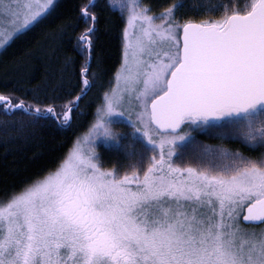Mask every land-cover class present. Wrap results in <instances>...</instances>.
I'll use <instances>...</instances> for the list:
<instances>
[{
  "label": "snow or ice",
  "instance_id": "snow-or-ice-1",
  "mask_svg": "<svg viewBox=\"0 0 264 264\" xmlns=\"http://www.w3.org/2000/svg\"><path fill=\"white\" fill-rule=\"evenodd\" d=\"M52 5L53 0H42L26 5L22 15L12 13L17 17L12 33L38 22ZM122 7L129 11V24L139 20L140 26L123 32L125 76L108 98L109 120L124 118L114 109L122 93L138 90L135 125L160 149L159 159L153 157L142 177H117L98 165L95 148L78 145L63 166L0 207V264H264V232L238 242L244 230L236 223L245 208L246 221L264 222V152L251 159L223 144L180 147L189 135L182 126L195 121H224L217 136L264 146V127H253L250 116L246 128L231 126L233 118L264 105V0L217 19L182 23L171 8L156 24L147 9L135 3ZM11 9L5 5L6 12ZM81 16L90 26L77 37V46L90 54L97 17L88 7ZM160 44L166 46L162 52ZM77 75V87H83L75 99L45 95L32 103L0 94V111L70 126L73 110L93 83L86 70ZM49 100L53 103L40 107ZM97 132L115 138L107 123H99ZM177 153L194 155L203 170L173 166L169 159ZM169 200L177 207L207 203L213 215L198 219L195 210H155Z\"/></svg>",
  "mask_w": 264,
  "mask_h": 264
},
{
  "label": "trees",
  "instance_id": "trees-1",
  "mask_svg": "<svg viewBox=\"0 0 264 264\" xmlns=\"http://www.w3.org/2000/svg\"><path fill=\"white\" fill-rule=\"evenodd\" d=\"M114 1L56 0L48 14L1 50L0 94L32 103L43 101L45 95L75 99L83 87H77L81 70L87 71L93 83L73 110L70 126L50 117L37 118L22 112L6 116L0 111V204L61 167L97 120L122 63L125 16ZM143 2L155 6L153 0ZM84 7L97 17L90 54L82 53L77 46V37L90 26L81 16ZM189 16L185 17L194 20ZM34 95L38 100L32 99ZM52 103L44 101L40 107ZM182 127L185 130V125Z\"/></svg>",
  "mask_w": 264,
  "mask_h": 264
},
{
  "label": "rangeland",
  "instance_id": "rangeland-1",
  "mask_svg": "<svg viewBox=\"0 0 264 264\" xmlns=\"http://www.w3.org/2000/svg\"><path fill=\"white\" fill-rule=\"evenodd\" d=\"M165 0H153L155 6L146 5L143 0H115V5L121 10L125 16V29L131 33L136 31L140 26V21L136 20L132 24L128 22L129 11L126 7H122L129 3H135L138 9H147L146 14L149 16L157 17L154 21L156 24H160L165 18L161 16L167 9L171 8L174 12V17L181 23L186 20V15H191L189 18H193L194 22L201 20L217 19L220 18L226 11L232 9L245 10L248 8L251 0H170L167 4ZM189 2L188 5L185 4ZM42 2V0H0V52L10 41L27 30L32 25L20 32L13 34L12 25L17 18L12 13H19L22 15L27 8L26 5ZM56 0H53V5ZM178 4L181 7H176ZM5 5H11V12L5 11ZM50 7V9L53 7ZM19 6V7H17ZM48 10V12L50 11ZM197 16V17H195ZM43 17V16H42ZM41 17V18H42ZM39 18L38 21L41 19ZM198 18V19H197ZM124 29V30H125ZM8 37L5 39V37ZM159 50L162 52L165 49V45L160 44ZM124 36L122 39V63L115 75L114 84L111 90L107 93L104 104L100 110L99 116L95 121L93 127L84 136V138L78 141L71 149L65 161H69L74 156L77 146H83L85 148H95L96 158L98 165L103 170L112 171L117 177H123L125 175L131 177L133 173L139 176H143V173L147 170L152 163H154L153 157L159 159L160 149H153L151 144L145 139V136L137 130L138 125H135L137 119V113L140 110L139 106V91H124L122 93V103L114 105V109L123 113L124 118L119 122H113L109 120L108 114V98L111 97L114 92L123 86V77L125 76L124 68ZM251 117L252 126L255 128L264 127V110H257L251 114H247L240 118H234L231 122L232 127L246 128L247 120ZM101 122L107 123L112 129V133L115 138H109L104 135L98 134L97 125ZM226 122L221 121L215 125L204 122H186L185 132L189 133L185 141L180 145L181 148H189L192 144H224L230 146L232 152L241 153L244 156L256 159L262 152H264V146H253L248 143L242 142L239 138H221L217 136V131ZM135 125V126H134ZM120 135V137H118ZM153 139L158 141V136L153 135ZM129 145L131 146L129 148ZM130 151L133 155L130 157L126 153ZM165 153L168 152L167 146L164 149ZM169 162L175 167L188 168L194 167L197 171L203 170L199 163V160L192 154L185 153L179 155V153L173 154L169 159ZM5 204H0L3 207ZM181 207H177L174 201H164L163 204L156 208V211H161L163 208H170L176 212H186L192 214L195 210L197 218L213 215L211 207L207 203H201L198 201L181 202ZM218 212V205H217ZM243 212L237 218L236 223L244 231L238 236V242L248 240L253 234L257 238L264 232V226L262 228H256L254 226H246L241 224L240 220Z\"/></svg>",
  "mask_w": 264,
  "mask_h": 264
},
{
  "label": "water",
  "instance_id": "water-1",
  "mask_svg": "<svg viewBox=\"0 0 264 264\" xmlns=\"http://www.w3.org/2000/svg\"><path fill=\"white\" fill-rule=\"evenodd\" d=\"M89 62H90V55H89ZM257 110H264V105H262L259 109ZM257 110H254L253 112L257 111ZM247 114H241L239 117H235V118H240V117H243ZM234 119V118H233ZM246 215V208L243 210V214H242V217H241V222L246 225V226H259V225H262L264 224V222H261L259 220H255V221H246L244 219V216Z\"/></svg>",
  "mask_w": 264,
  "mask_h": 264
},
{
  "label": "clouds",
  "instance_id": "clouds-1",
  "mask_svg": "<svg viewBox=\"0 0 264 264\" xmlns=\"http://www.w3.org/2000/svg\"><path fill=\"white\" fill-rule=\"evenodd\" d=\"M223 146H224L227 150H229V151L232 152V149L230 148V146H228V145H224V144H223Z\"/></svg>",
  "mask_w": 264,
  "mask_h": 264
}]
</instances>
